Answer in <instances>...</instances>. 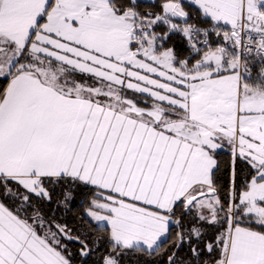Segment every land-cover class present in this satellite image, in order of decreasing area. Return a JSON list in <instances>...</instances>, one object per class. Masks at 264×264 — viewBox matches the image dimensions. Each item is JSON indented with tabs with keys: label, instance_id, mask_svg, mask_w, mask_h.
Listing matches in <instances>:
<instances>
[{
	"label": "snow or ice",
	"instance_id": "1",
	"mask_svg": "<svg viewBox=\"0 0 264 264\" xmlns=\"http://www.w3.org/2000/svg\"><path fill=\"white\" fill-rule=\"evenodd\" d=\"M0 264H264V0H0Z\"/></svg>",
	"mask_w": 264,
	"mask_h": 264
}]
</instances>
